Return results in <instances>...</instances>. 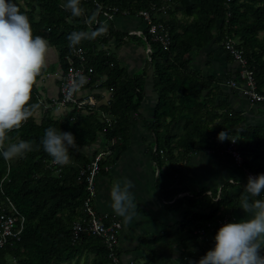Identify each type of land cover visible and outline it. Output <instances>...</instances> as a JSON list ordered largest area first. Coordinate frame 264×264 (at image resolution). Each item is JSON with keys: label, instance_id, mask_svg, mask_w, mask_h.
<instances>
[{"label": "trees", "instance_id": "16d2710c", "mask_svg": "<svg viewBox=\"0 0 264 264\" xmlns=\"http://www.w3.org/2000/svg\"><path fill=\"white\" fill-rule=\"evenodd\" d=\"M14 2L29 18L33 36L44 37L49 48L58 52L61 71L66 66L69 35L84 33L78 45L86 50L88 65L94 70L88 86L94 88L99 110L83 108L63 113L60 109H45L36 96L40 94L46 102L51 98L38 89L47 68L41 70L27 105L32 115L21 128L8 135L12 142L30 140L39 144L45 129L53 126L73 133L77 147L69 148L72 163L64 166L49 165L52 158L42 146L12 161H6L0 154V206L8 213V201H11L25 217L20 239L0 247L1 264H65L83 253H94L103 264H112L99 238L85 235L76 243L72 242L71 226L80 215L86 195L85 180L79 172L90 160L86 148L93 147L99 138L106 142L115 138L110 155L99 162L100 173L127 148L131 126L141 117L139 107L145 97L149 72L157 103L152 120L143 121L153 137L155 148L152 150L151 145L150 149L159 168L155 188L167 201L168 209L183 207L186 210L180 222L166 226L162 234L141 242L140 249L147 252L143 264H189L198 260L215 243L217 221L234 216L238 197L234 198L231 190L240 184L234 179L227 180L218 189H202L169 203L173 195L166 187L182 172L176 163L187 161L200 150L223 152L235 138L242 169L256 175L264 173V129L246 125L244 115L219 97L221 85L216 75L203 74L196 69L192 53L214 43L224 49L222 40L232 38L242 48L258 89L264 92V0H79L80 15H73L69 0ZM95 3L117 8L115 16L126 11L128 17L141 18L138 12L151 11L154 22L166 26L169 46L164 48L159 42L151 41L146 27L141 35L115 30L102 22L89 29L91 17L97 12ZM165 13L166 18L160 17ZM112 40L117 43L116 49L125 42H133L144 47L150 45L152 51L144 64L131 73L110 48ZM231 77L237 78V72ZM107 92V97L100 100ZM100 110L113 116L111 126L102 120ZM221 131H226L230 140L219 141L217 134ZM96 152L93 151V156ZM245 184H241L242 191ZM256 198L264 199V194ZM202 199L207 201V213L196 211ZM198 229H203V235L196 232ZM190 246H197L198 257ZM175 248L181 250L177 262L173 259ZM8 258L13 263L8 262Z\"/></svg>", "mask_w": 264, "mask_h": 264}, {"label": "crops", "instance_id": "0c3cea01", "mask_svg": "<svg viewBox=\"0 0 264 264\" xmlns=\"http://www.w3.org/2000/svg\"><path fill=\"white\" fill-rule=\"evenodd\" d=\"M167 13L160 17L166 18ZM115 30L129 32L131 30H143L145 24L141 18L116 16L105 23ZM113 43V40L111 41ZM116 42L114 43L116 47ZM146 47L139 43L125 42L122 46L114 49L122 65L131 73L137 71L147 59ZM193 66L203 74H214L218 84L221 85L220 95L227 100L232 108L245 117L246 125L260 126L264 129V103L252 102L236 90L228 87L225 82L237 72L238 64L230 57L218 43L207 46L192 53ZM129 65V66H128ZM46 72L39 80L38 89L46 97L56 96L59 93V74L62 72L59 63L58 52L49 48L46 53ZM48 70V71H47ZM103 93L100 100L106 98ZM106 96V97H105ZM157 103V93L153 86L152 73L149 72L145 82V97L139 107L140 118L132 124L130 129V142L119 158L104 172L96 176L95 206L100 212L115 214L121 221L122 227L119 232V251L123 260L140 264L144 262L145 249L141 248V242L147 241L162 234L168 225H174L184 218L185 208L170 210L166 207L164 198L160 197L156 188V179L159 177V168L153 159L151 151L155 148L151 133L144 126V119L151 121L154 108ZM106 141L98 139L93 147L86 148L85 152L89 159L93 157V151L103 150ZM176 166L181 169L176 180L166 187L173 198H181L202 189L212 190L220 188L227 180H235L236 185L231 190L234 198L238 197V206L234 212L235 220L245 218L246 214L239 208V201L245 191H242L245 182L244 170L233 158L225 152L200 150L191 155L187 161L180 160ZM131 180L134 184L132 192L134 202L137 204L136 216L130 223H125L111 207L110 188L112 183L119 179ZM208 191H206L207 193ZM207 201L202 199L196 207V211L207 213Z\"/></svg>", "mask_w": 264, "mask_h": 264}, {"label": "clouds", "instance_id": "9594fccd", "mask_svg": "<svg viewBox=\"0 0 264 264\" xmlns=\"http://www.w3.org/2000/svg\"><path fill=\"white\" fill-rule=\"evenodd\" d=\"M79 0H69L73 15H80ZM84 33H72L70 46L79 43ZM49 42L42 36H33L27 15L22 13L14 0H0V154L6 161L23 158L26 153L40 147L57 165L72 163L69 148H76L73 133L53 126L45 129L39 144L30 140L12 142L8 135L32 115L28 102L37 77L46 67ZM87 82L79 76L73 81L69 95L76 93ZM219 141L230 140L226 131L217 134ZM235 142V140H231ZM131 180H115L110 188L113 211L130 223L136 216ZM239 208L245 218L222 224L214 236V245L203 256L189 264H264V173L249 175L244 185Z\"/></svg>", "mask_w": 264, "mask_h": 264}, {"label": "built area", "instance_id": "2783aa9c", "mask_svg": "<svg viewBox=\"0 0 264 264\" xmlns=\"http://www.w3.org/2000/svg\"><path fill=\"white\" fill-rule=\"evenodd\" d=\"M97 12L91 17L89 22V29H92L97 23L106 22L114 19L117 8L104 7L101 4L95 3ZM152 9L154 8L151 7ZM151 9V10H152ZM101 12V13H100ZM128 12L122 11L123 16H128ZM151 11L142 10L138 12V16H141L148 33L149 39L154 42H159L164 48H167L170 43V36L166 29V26L162 22H154L152 19ZM129 34L141 35L143 30H131ZM224 49L229 53L231 58L238 64L237 75L238 77H232L226 80L225 84L237 90L240 94L247 97L252 102L264 103V92L258 89L255 82L252 69L247 67V61L244 57L243 50L239 47L235 40L230 37H226L222 40ZM68 52L65 55V69L59 74V93L56 96H51L49 101L43 100L42 96L36 93V96L40 103H43L45 109H60L63 113L69 112V110H80L83 108L93 110L98 109L99 99L95 95L93 87H89L94 74L93 67L88 65V54L86 50L79 46L78 43L74 46H70L68 43ZM150 45H147V55L151 52ZM86 77L87 82L79 89L78 92L69 95L70 87L73 81H78L79 76ZM96 83V82H95ZM109 103V102H108ZM101 118L108 126L113 123V116L100 110ZM231 140H235L232 138ZM229 141L223 152L229 154L233 160L239 165H242V157L237 148L235 142ZM115 138L106 142V147L96 153L84 166L80 169V176L85 180V198L82 203L80 215L73 221L71 226V239L73 243L79 241L83 236H94L101 240L107 250V257L112 264H133L123 260L122 255L119 253V232L122 227L120 219L112 213L100 212L95 206V198L97 193L96 188V176L100 173L101 168L99 162L105 156L110 155V146L114 144ZM49 165L60 166L52 161ZM242 167V166H241ZM109 167L106 166L105 170ZM245 182L249 175L255 176L251 170L243 169ZM263 195V194H262ZM8 213L3 206H0V247L4 246L14 240H19L21 233L24 229L25 217L19 210L13 205L11 201H8ZM236 221L235 217L229 220L228 217L219 219L216 223L217 226H221L226 222ZM197 233L203 235V229L196 230ZM1 264V262H0Z\"/></svg>", "mask_w": 264, "mask_h": 264}, {"label": "rangeland", "instance_id": "374dc122", "mask_svg": "<svg viewBox=\"0 0 264 264\" xmlns=\"http://www.w3.org/2000/svg\"><path fill=\"white\" fill-rule=\"evenodd\" d=\"M136 18H138V17H136ZM262 33L263 32L260 33V36L262 35ZM114 43H115V41L113 40V43H110V45H109L110 48L115 49ZM130 43H133V42H130ZM190 249L194 250L195 256L198 257L199 254L197 251V246H190ZM146 254H147V252L144 254V256H147ZM180 254H181V250L179 248H175L173 251L174 262H177ZM7 260H8V262L13 263L12 259L8 258ZM65 264H103V263L100 260V258H97V256H95L94 253H89V254L83 253L82 255L73 258L70 262H67ZM140 264H143V261L140 262Z\"/></svg>", "mask_w": 264, "mask_h": 264}]
</instances>
